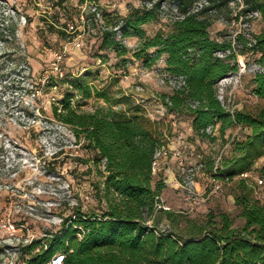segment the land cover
Listing matches in <instances>:
<instances>
[{"label": "rangeland", "instance_id": "obj_1", "mask_svg": "<svg viewBox=\"0 0 264 264\" xmlns=\"http://www.w3.org/2000/svg\"><path fill=\"white\" fill-rule=\"evenodd\" d=\"M151 4L150 0H0V264H26L22 245L50 236L73 207L98 210L105 204L100 199L102 178L93 161L97 154L52 115L51 104L66 94L79 111L128 115L140 109L162 124L167 148L184 149L185 170L171 154L160 156L153 182L164 179L161 205L182 224L186 217L202 222L210 212L225 211L235 226L242 225L234 201L241 192V177L254 184L255 196L264 199V178L257 171L264 155L251 170L232 178L223 165L238 154L236 142L250 133V127L235 125L222 134L218 122L208 128L209 137L197 136L191 116L168 112L161 102V94L183 83L181 76L168 71L166 54L152 61L156 48L150 47L139 59L135 53L142 48L141 38L121 36L119 25L130 9ZM206 4L207 0H195L194 9ZM207 15L212 20L211 37L234 40L239 64L237 72L219 80V99L229 110L257 114L264 100L253 93L252 77L262 67L256 63L258 54L241 51L243 45L235 38L241 33L251 39L260 32L264 27L260 14L249 12L243 0H214ZM179 16L172 0H160L158 18L143 28L148 36L167 33ZM52 23L62 32L52 31ZM105 31H115L110 38L119 40V49H126L123 54L102 46ZM58 54L62 57L56 70L53 62ZM55 72L57 85L46 89L48 76ZM77 76L91 86L90 96L70 84ZM216 184L219 188L212 192Z\"/></svg>", "mask_w": 264, "mask_h": 264}, {"label": "trees", "instance_id": "obj_2", "mask_svg": "<svg viewBox=\"0 0 264 264\" xmlns=\"http://www.w3.org/2000/svg\"><path fill=\"white\" fill-rule=\"evenodd\" d=\"M150 1L151 5L132 7L122 18L121 36L141 38L142 48L135 53L139 59L150 47L156 48L152 61L166 54L168 71L181 76L183 83L171 93L161 94V102L168 112L191 116L197 136L209 137L208 128L218 122L222 134L235 125L250 127V133L236 142L238 154L223 162L229 178L246 173L264 155V107L257 114L229 110L218 97L219 80L237 72L239 64L234 40L210 35L212 20L207 11L214 0L196 10L195 0H172L180 16L167 33L148 36L143 25L158 18L160 7V0ZM243 2L264 22V0ZM51 27L57 34L62 32L54 23ZM12 34L16 37L15 30ZM114 34L105 31L102 46L121 55L126 49L120 50L119 40L110 38ZM235 40L243 45L241 51L258 54L256 63L262 69L252 77V90L264 100V27L251 39L239 33ZM220 51L228 53L220 56ZM58 79V72L49 75L44 87H55ZM70 84L85 97L92 94L81 76L70 79ZM98 94L105 96L104 92ZM51 112L72 129L85 148L97 154L93 161L102 178L100 199L105 204L98 210L75 206L71 214L61 216L59 229L50 236L22 245L26 264H48L58 253L64 255L62 264H264V199L254 195V184L246 177H241V192L234 197L242 225L235 226L225 211L210 212L202 222L186 217L182 224L161 205L164 179L153 182L155 154L168 142L160 122L140 109L128 115L102 109L79 111L70 94L58 104L53 102ZM257 171L264 178V164ZM165 218L169 221L162 227Z\"/></svg>", "mask_w": 264, "mask_h": 264}, {"label": "built area", "instance_id": "obj_3", "mask_svg": "<svg viewBox=\"0 0 264 264\" xmlns=\"http://www.w3.org/2000/svg\"><path fill=\"white\" fill-rule=\"evenodd\" d=\"M62 57L61 54H58L57 55V60L55 62H53V66L54 68L57 70L58 69V60ZM184 149L183 148H180V149H176L174 151H170L168 148H167V145L166 146H162L155 154V160H154V170L156 169V165H157V159L158 157L160 156H163V157H167L168 155L171 154V156H173L174 158H176L178 161H179V164H180V167L182 170H185V162H184ZM245 174V173H243ZM260 182H262L263 180L262 179H259ZM219 188V185H215L214 189L212 190V192H216ZM63 257L64 255L63 254H56L54 255L51 260L48 262V264H62L63 262Z\"/></svg>", "mask_w": 264, "mask_h": 264}, {"label": "water", "instance_id": "obj_4", "mask_svg": "<svg viewBox=\"0 0 264 264\" xmlns=\"http://www.w3.org/2000/svg\"><path fill=\"white\" fill-rule=\"evenodd\" d=\"M226 77V76H225ZM224 78V77H223Z\"/></svg>", "mask_w": 264, "mask_h": 264}]
</instances>
